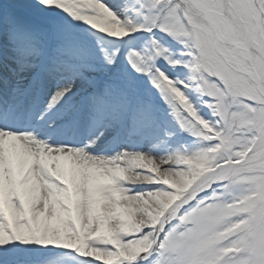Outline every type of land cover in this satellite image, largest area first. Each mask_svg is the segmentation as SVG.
<instances>
[{
  "label": "snow or ice",
  "instance_id": "snow-or-ice-1",
  "mask_svg": "<svg viewBox=\"0 0 264 264\" xmlns=\"http://www.w3.org/2000/svg\"><path fill=\"white\" fill-rule=\"evenodd\" d=\"M0 264H264V0H0Z\"/></svg>",
  "mask_w": 264,
  "mask_h": 264
}]
</instances>
